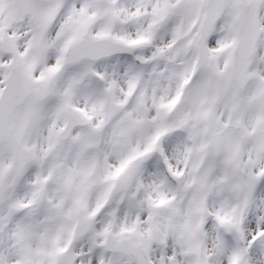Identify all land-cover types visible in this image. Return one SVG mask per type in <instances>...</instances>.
Segmentation results:
<instances>
[{
  "label": "snow or ice",
  "instance_id": "snow-or-ice-1",
  "mask_svg": "<svg viewBox=\"0 0 264 264\" xmlns=\"http://www.w3.org/2000/svg\"><path fill=\"white\" fill-rule=\"evenodd\" d=\"M0 264H264V0H0Z\"/></svg>",
  "mask_w": 264,
  "mask_h": 264
}]
</instances>
